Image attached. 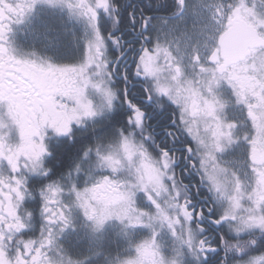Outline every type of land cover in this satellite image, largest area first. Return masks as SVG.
Listing matches in <instances>:
<instances>
[{
    "label": "snow or ice",
    "instance_id": "snow-or-ice-1",
    "mask_svg": "<svg viewBox=\"0 0 264 264\" xmlns=\"http://www.w3.org/2000/svg\"><path fill=\"white\" fill-rule=\"evenodd\" d=\"M0 264H264V0H0Z\"/></svg>",
    "mask_w": 264,
    "mask_h": 264
}]
</instances>
